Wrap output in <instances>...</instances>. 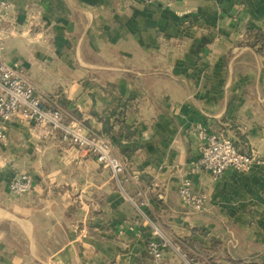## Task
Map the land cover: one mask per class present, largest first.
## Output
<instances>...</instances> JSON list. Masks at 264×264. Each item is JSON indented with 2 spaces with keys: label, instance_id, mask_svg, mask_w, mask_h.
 <instances>
[{
  "label": "crops",
  "instance_id": "obj_1",
  "mask_svg": "<svg viewBox=\"0 0 264 264\" xmlns=\"http://www.w3.org/2000/svg\"><path fill=\"white\" fill-rule=\"evenodd\" d=\"M2 53L50 106L105 133L127 164L114 177L59 136L23 123L0 142V264H264V0H8ZM110 124V125H109ZM226 125L252 170L179 182L198 130ZM10 165L33 190L8 193ZM139 191L146 204L133 202ZM156 231V233H154Z\"/></svg>",
  "mask_w": 264,
  "mask_h": 264
},
{
  "label": "built area",
  "instance_id": "obj_2",
  "mask_svg": "<svg viewBox=\"0 0 264 264\" xmlns=\"http://www.w3.org/2000/svg\"><path fill=\"white\" fill-rule=\"evenodd\" d=\"M10 5L8 0H0V142L7 141L8 124L17 118L41 140L59 136L66 144L91 154L97 163L110 169L112 176L118 177L125 173L126 162L113 152V145L105 136L91 132L78 117L57 106L48 105L46 98L23 74L19 64L3 58ZM198 135L196 151L189 158L187 172L178 187L183 204L194 212L206 210L208 198L205 192L195 190L190 175L205 170L213 178H218L227 168L249 171L256 163L253 153L238 150L226 125L216 132L199 128ZM10 170L14 173L8 184L11 194L20 195L33 190V179L29 174L19 171L15 165H10ZM141 195L137 191L133 198L139 208L146 204V199ZM147 251L152 254L155 264H161L162 249L158 240L150 239ZM178 251V256L185 264H192L185 251Z\"/></svg>",
  "mask_w": 264,
  "mask_h": 264
},
{
  "label": "trees",
  "instance_id": "obj_3",
  "mask_svg": "<svg viewBox=\"0 0 264 264\" xmlns=\"http://www.w3.org/2000/svg\"><path fill=\"white\" fill-rule=\"evenodd\" d=\"M113 114H115V111H111L108 116H101L100 117V119H101V121L103 123V125H102V132H104V134L107 133L108 130L112 128V127L108 126L107 122L109 121L110 116H113ZM104 134L101 133L102 136H105Z\"/></svg>",
  "mask_w": 264,
  "mask_h": 264
},
{
  "label": "rangeland",
  "instance_id": "obj_4",
  "mask_svg": "<svg viewBox=\"0 0 264 264\" xmlns=\"http://www.w3.org/2000/svg\"><path fill=\"white\" fill-rule=\"evenodd\" d=\"M3 53V52H2ZM19 66H20V68H21V65L19 64ZM21 70H22V68H21ZM22 72H23V74L26 76V74L24 73V71L22 70ZM27 77V76H26ZM28 78V77H27ZM29 80V79H28ZM30 81V80H29ZM31 82V81H30ZM32 83V82H31ZM33 84V83H32ZM35 86V85H34ZM40 93H41V91H40ZM58 108H60V107H58ZM60 110H63V108H60ZM7 140L9 139V131H8V129H7ZM51 139V138H50ZM49 140V139H48ZM14 174V173H13ZM8 193L9 194H11L9 191H8ZM11 195H13V194H11Z\"/></svg>",
  "mask_w": 264,
  "mask_h": 264
}]
</instances>
